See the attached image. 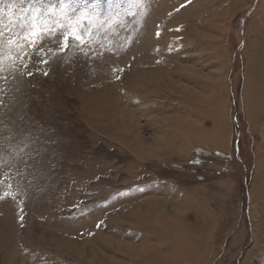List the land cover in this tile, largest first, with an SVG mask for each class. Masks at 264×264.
Instances as JSON below:
<instances>
[{"label":"rangeland","instance_id":"1","mask_svg":"<svg viewBox=\"0 0 264 264\" xmlns=\"http://www.w3.org/2000/svg\"><path fill=\"white\" fill-rule=\"evenodd\" d=\"M35 7L43 43L0 40V264H264V0Z\"/></svg>","mask_w":264,"mask_h":264},{"label":"snow or ice","instance_id":"2","mask_svg":"<svg viewBox=\"0 0 264 264\" xmlns=\"http://www.w3.org/2000/svg\"><path fill=\"white\" fill-rule=\"evenodd\" d=\"M5 0H0V5H3ZM43 3V0H12V4L19 5V11L21 13L20 16H16L15 11L10 10V15L8 17L7 24L5 23L4 16H5V9L0 6V40H2L6 35L9 37L7 40L8 45H13L18 43L19 41V35L17 33V29H22L24 27V22L29 20V16L31 15V21H29L31 31L24 36V40L28 42V45L31 47H35L37 44L43 43V38L45 36L51 35V28L48 29H38V25L35 23V21L39 18V15H41V10L35 5ZM25 5H28L30 7L25 8ZM61 7H65V5L62 3ZM15 17V19H14ZM64 43L67 46V42L70 39L80 40L81 37L79 35H65L64 36ZM0 56H2V50H0ZM37 63H47L43 59V57L40 58ZM32 73L29 72V75ZM45 76L48 75L47 72L44 73ZM21 221L24 219V217H20Z\"/></svg>","mask_w":264,"mask_h":264}]
</instances>
